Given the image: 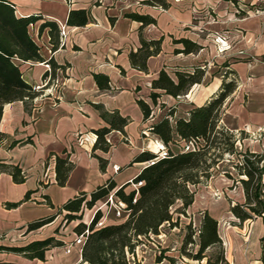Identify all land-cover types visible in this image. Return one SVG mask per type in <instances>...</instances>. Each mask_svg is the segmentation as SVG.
Masks as SVG:
<instances>
[{
    "label": "crops",
    "instance_id": "1",
    "mask_svg": "<svg viewBox=\"0 0 264 264\" xmlns=\"http://www.w3.org/2000/svg\"><path fill=\"white\" fill-rule=\"evenodd\" d=\"M10 1L15 4L16 14L39 13L63 26L66 35L60 37L59 46L53 50L48 28L38 32L42 19L30 27L41 53L51 57L54 65L49 64L48 69L45 61L21 62L24 79L34 87L39 86L40 93L33 99L30 110L24 109L22 101H14L5 104L0 115V132L4 134L0 139V159L18 165L25 177L24 181L15 182L6 170L0 171V245H23L49 235H55L64 244L47 249L44 259H29L0 250V264H88L82 260L81 244L73 242L76 233L73 229L54 232L61 214L57 213L58 208L78 193L88 194L108 182L114 183L112 190L123 185L124 190L130 188L132 179L147 164V161L134 162V157L157 148L153 144L156 147L150 149L149 135L153 134L147 127L161 115L156 116L157 104H152L148 94L150 81L163 66L171 72L174 66L205 65L201 82L187 93L192 99L181 114L184 115L187 109L202 104L218 89L228 64L237 74V86L226 99L222 122L230 128L257 134L252 149H264V20L260 15L263 11L249 7L260 0H168L167 9L143 4L141 0ZM71 9H84L87 23L67 25ZM237 9L245 14H236ZM127 12L148 14L156 22L141 27L139 21L124 16ZM216 34L226 36L225 45L215 41ZM140 37H162L160 52L147 59L146 73L131 67L128 59V52L139 46ZM180 37L202 47L195 53H174V48L182 47L175 42ZM99 72L108 76L109 90L98 89L93 74ZM162 97L176 99L164 93L159 98ZM138 98L152 107L146 119L136 102ZM91 103H101L107 110L117 109L130 119L124 127L126 138L120 131L112 130L106 135L111 143L109 150L95 151L107 160L104 170L91 155L95 140L92 129L107 124ZM13 140L21 142L9 147ZM156 140L160 142L157 137ZM55 154L68 155L73 163L64 185H58L55 180ZM114 165L118 170L114 171ZM29 189L34 191L28 200L16 207L4 205L21 200ZM43 195L48 196L52 206ZM195 203L193 200L186 212ZM94 207L84 210L82 222L90 220ZM209 213L219 220L217 213ZM49 215H55L52 221L26 231L29 222ZM114 218L109 215L102 225L116 223ZM233 232L229 231V237ZM263 235L264 222L256 217L247 235L252 253L242 255L241 261L235 259L236 264H262ZM225 257L233 264L231 255Z\"/></svg>",
    "mask_w": 264,
    "mask_h": 264
},
{
    "label": "trees",
    "instance_id": "2",
    "mask_svg": "<svg viewBox=\"0 0 264 264\" xmlns=\"http://www.w3.org/2000/svg\"><path fill=\"white\" fill-rule=\"evenodd\" d=\"M69 1V0H67ZM236 1V0H232ZM141 3L167 9L168 0H141ZM124 16L139 21L140 26L155 24L156 20L148 15L137 12H127ZM42 19L38 32L48 28L51 49L60 44L59 25L41 14L18 15L16 7L10 0H0V115L3 106L14 101H22L24 109L30 110L33 99L40 91L24 79L20 63L24 61H45L53 67V59L45 57L31 33L30 27ZM88 21L84 9H71L66 19L67 25L82 26ZM139 46L128 52L131 67L147 72V59L161 50L162 37L144 39L140 37ZM181 43V48H174V53H195L202 46L186 37L175 40ZM218 89L202 104L192 106L184 115L176 114V109H167L155 122L148 125L147 130L155 135L165 149V155L145 150L137 154L133 161L147 164L141 168L132 179L137 187L129 192L125 185L115 190L114 195L125 203L129 210L127 217L118 223L103 224L95 227L101 216L98 210L92 220L86 224L81 221L85 209L92 208L95 202L114 187V183L98 186L90 193L80 192L67 199L57 213H63L66 220H78L73 230L79 234L88 230L81 244L82 260L88 264H130L128 254L134 256V248L140 243L141 237L158 234L160 227L167 223L175 226L180 215L186 216V209L193 201V191L190 185H196L207 180L216 166L227 159L231 168L238 176L243 194V201L229 200V211L241 223L246 219L260 217L264 222V150L255 151L249 148L238 149L237 143L246 135L243 129H233L222 122L224 103L237 86L235 70L226 64ZM122 71V70H121ZM205 72V65L174 66L171 72L165 66L161 67L155 78L150 81L151 91L148 94L153 105L158 104L161 93L178 98L188 93L190 88L200 83ZM94 81L100 90L111 88L110 80L104 73H94ZM136 102L142 111L143 118L151 115L152 107L143 99ZM99 110L101 118L107 125L92 129L95 140L91 155L96 157L99 168L104 170L107 160L95 151L107 152L111 143L106 135L112 131H120L124 138V127L129 122L128 116H122L117 109L107 110L101 103H91ZM4 134L0 132V139ZM10 142L9 147L20 143ZM24 142H28L27 140ZM171 145L177 147L173 150ZM55 157V180L58 185H64L73 163L68 155ZM6 170L15 182L24 181V173L18 165L5 163L0 159V171ZM224 174L230 176L228 171ZM34 190H27L23 198L16 202H5L8 208L16 207L29 199ZM44 200L52 206L47 195ZM134 199V200H133ZM179 202V206L175 205ZM55 215H49L31 221L26 231L36 229L53 220ZM186 231L178 248V256L194 260H206V264H229L225 257L223 241L218 231V221L207 210L202 212L197 227L191 222L186 223ZM58 226L54 232H57ZM264 240V236L262 237ZM64 242L49 235L42 239H34L23 245H0V250L11 251L33 259H44L45 251ZM188 245L195 246L191 251ZM264 251V246L262 247ZM169 263H175V256L164 255ZM158 262L162 260L160 255ZM264 264V255L261 256Z\"/></svg>",
    "mask_w": 264,
    "mask_h": 264
},
{
    "label": "rangeland",
    "instance_id": "3",
    "mask_svg": "<svg viewBox=\"0 0 264 264\" xmlns=\"http://www.w3.org/2000/svg\"><path fill=\"white\" fill-rule=\"evenodd\" d=\"M250 8L254 7V10H260L262 12L261 17L263 16L264 20V0H260L253 5L249 6ZM238 12L236 14L244 15L237 9ZM234 11V8L233 10ZM212 14V13H211ZM31 30V29H30ZM32 31V30H31ZM218 34H216L217 36ZM231 95V94H230ZM229 95V96H230ZM228 96V97H229ZM227 97V98H228ZM191 96L190 94L182 96L180 98L172 99L167 97L159 98L158 104L155 107L156 116L162 115L167 109H176L175 116L183 114V110L189 104H191ZM226 102V101H225ZM225 106V103H224ZM225 108V107H224ZM245 131V130H244ZM245 137L237 143L238 149L249 148L252 149V145L254 144V138H258L257 134H250L245 132ZM150 137V149L151 147H156L153 144L157 145L155 149V153L160 154L161 150L158 148V144L162 145L160 142L156 140V136L149 135ZM152 144V146H151ZM173 150H176L177 147L175 145H171ZM264 150V149H263ZM258 151V150H256ZM262 151V150H261ZM160 156V155H159ZM225 171H228L230 176L224 174ZM238 176L235 171L231 168L230 161L224 159L221 161L214 170H212L211 176L196 185H190V189L193 191V200L196 201L195 207L192 208L189 212H186L185 215H180L179 220L175 226H169L167 223H164L160 227V232L158 234H150L148 237H141L140 243L134 248V256L128 254V259L130 264H171L168 261V258L164 255H173L175 256V263L173 264H206V260H194L187 257L178 256V248L180 246L182 237L186 231L185 225L188 222L192 223L193 227H197L202 212L207 210L208 212L218 214V231L223 241V247L225 256L231 255V259L233 260V264H236V261H241V256H245L246 254L252 253V248L250 246L249 239L247 238L248 233L250 234L252 228L254 226V219H246L243 222H239L236 217L232 215L229 211V200L233 202H242L243 194L241 190V186L237 181ZM138 184L130 183V188L125 190L129 192L137 187ZM107 199V195L102 197L101 199L95 202V207L104 203ZM229 199V200H228ZM93 205V207H94ZM110 205L107 204L106 206ZM102 206L103 211L105 212L106 207ZM179 206V202L175 205V207ZM90 209V208H89ZM63 213L57 217V226L59 230H63L69 232L70 229H73V223L76 220H66L63 217ZM103 213V212H102ZM91 214V212H90ZM90 214H88L90 216ZM109 215L114 216L113 211L111 210ZM108 215V216H109ZM87 216V217H89ZM115 217V216H114ZM83 218V214L81 219ZM87 219V218H86ZM125 219V218H124ZM121 218H114L113 221L116 223L123 221ZM89 223V220H87ZM233 230L232 234L234 236L229 237V231ZM228 235V237H227ZM264 236V235H263ZM230 241V244H229ZM264 246V240L261 239V248ZM188 249L194 251L196 249L195 246L188 245ZM262 254L264 255V251L262 250ZM261 254V255H262ZM160 255L162 258L161 261L158 262L157 257ZM236 259V261H235ZM254 264V263H251Z\"/></svg>",
    "mask_w": 264,
    "mask_h": 264
},
{
    "label": "built area",
    "instance_id": "4",
    "mask_svg": "<svg viewBox=\"0 0 264 264\" xmlns=\"http://www.w3.org/2000/svg\"><path fill=\"white\" fill-rule=\"evenodd\" d=\"M59 29H60L59 30L60 37H65L66 31H65L64 27L61 26V27H59ZM225 38H226V36L224 34H218L215 37V41L219 42L221 45H225ZM45 66L48 69L50 68L49 63H47V62H45ZM35 88L38 89L39 86H35ZM158 148H159V150H161V152H160L159 155L160 156L165 155L166 152H165L164 146L158 144ZM113 169H114V171L118 170V166H115L114 165L113 166ZM114 192H115V190H110L108 192V194H107V199L104 201V203L101 204V205H98V206L94 207L89 222L94 217V214L96 213V211H98V210L101 211V216L96 221L95 227H99V226L102 225V220L103 219H106L108 217V215H109V213H110L111 210L113 211V214H114V216L116 218L124 219V218L127 217L128 213H129V210L125 208V203L123 201H121L119 198H117L114 195ZM109 203H110V205L106 206ZM104 205L107 207L106 210H105V212L102 209V206H104ZM87 233H88V230L87 229H84V231L82 233H79V234L75 233L73 242L76 243V244H82L83 241H84V238H85V234H87ZM70 246H71V244L68 243L67 248H66V251L69 252Z\"/></svg>",
    "mask_w": 264,
    "mask_h": 264
}]
</instances>
